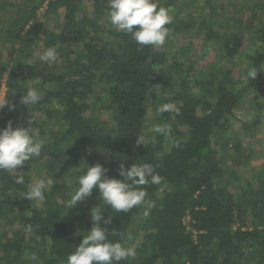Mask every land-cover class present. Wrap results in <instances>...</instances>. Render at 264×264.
<instances>
[{"label": "trees", "instance_id": "obj_1", "mask_svg": "<svg viewBox=\"0 0 264 264\" xmlns=\"http://www.w3.org/2000/svg\"><path fill=\"white\" fill-rule=\"evenodd\" d=\"M178 1L160 3L174 9ZM8 5L14 4L0 0L1 10ZM43 6L46 15L61 8L64 15L60 27L40 40L37 12ZM108 11L107 0H27L0 20V34L10 43L5 54L0 51V85L5 79L4 98L15 105L1 110L0 128L10 120L14 127H27L32 120L46 141L39 158L14 173L0 172V221L5 216L19 224L11 237L0 241V261L19 264L25 255L29 263L28 257L35 255V264H66L83 239L80 233L93 226L90 209L100 203L96 190L75 207L65 206L86 163H102L108 176L120 178L122 164L127 168L148 162L163 179L146 186L145 203L128 213L110 206L102 213L104 219L111 216L110 223L101 221L117 234L111 239L133 234L137 255L121 264H264V179L257 190L242 186L241 195L235 193L231 181L223 183L221 153L230 143L228 131L240 100L263 94L264 26L256 31L259 44L245 53L250 68L237 71L233 67L241 65L237 43L242 37L199 20L195 28L205 41L223 40L232 67L219 63L198 74L178 62L170 36L189 33L192 14L172 15L165 44L153 47L137 45L130 34L114 30ZM40 46L43 50L33 54ZM51 46L59 52L56 62L25 64ZM28 87L42 91L43 99L27 108L20 97ZM98 87L101 96H96ZM102 95L112 126L94 113ZM174 101L179 114L158 112L159 105ZM150 107L158 121L171 125L170 134L152 132L146 139ZM138 135L146 145H137ZM234 147L241 149L237 143ZM38 161L54 184L41 200L32 201L25 198L32 183L26 166ZM16 175L24 177L23 185L13 182Z\"/></svg>", "mask_w": 264, "mask_h": 264}, {"label": "clouds", "instance_id": "obj_2", "mask_svg": "<svg viewBox=\"0 0 264 264\" xmlns=\"http://www.w3.org/2000/svg\"><path fill=\"white\" fill-rule=\"evenodd\" d=\"M107 6L109 22L114 30L130 34L140 46L157 47L165 44L169 37L167 25L171 23L172 15L171 9L160 3V0H107ZM58 56L57 48L51 46L25 64L35 65L39 61L51 65L57 61ZM42 99V91L28 87L20 97V104L28 108L39 104ZM6 105L10 110L15 107L9 103V99L0 98V109ZM158 112L179 114V108L173 103H163L159 105ZM31 125L32 120L27 127H14L10 120L6 127L0 128V172L14 173L18 171L19 166L41 156L46 141ZM151 131L154 136L168 135L172 129L169 124H157ZM136 143L145 144L143 136L138 135ZM108 171L102 163H86V170L78 178L79 186L70 194V208L91 197L96 190L99 191L100 203L90 209L93 226L90 230L80 233L83 239L79 246L67 255L66 264H121L122 261L137 255L136 245L128 242L132 239L130 236L121 233L119 239L110 238L117 234L101 226L102 220L104 224L111 222V216L104 219L102 213L107 206L117 213H128L134 207L143 205L147 196L146 186L159 185L163 178L156 171V166L148 162H135L127 168L122 164L120 178L108 176ZM13 182L23 185L25 180L22 175H16ZM53 184L54 180L47 176L30 183L25 198L39 201ZM30 227L28 226V230ZM28 258L33 262L38 261L35 255Z\"/></svg>", "mask_w": 264, "mask_h": 264}, {"label": "rangeland", "instance_id": "obj_3", "mask_svg": "<svg viewBox=\"0 0 264 264\" xmlns=\"http://www.w3.org/2000/svg\"><path fill=\"white\" fill-rule=\"evenodd\" d=\"M11 2L14 5H8L3 11L0 9V20L5 19L8 15H12L17 8V5L23 4L27 0H5ZM264 0H179L178 7L171 9V15L176 12L180 14L182 18L188 13L192 14L195 18L194 24L189 33H179L178 35H170L173 37L174 45L172 48L178 53V62L186 69L188 66H193L196 72L202 73L208 72L211 68L219 67V63L224 64L226 67H232L230 59L225 54V48L223 46V40L217 43H213L212 40L205 41L199 30L195 26L199 23V20H205L209 26L215 29H225L229 32L237 31L242 37L238 41L237 59L241 62V65L233 67L237 71L241 69L248 70L250 68V62L246 58L245 53L252 50L257 40L256 31L264 26ZM46 6L38 9V24H39V36L40 40L45 37V32L50 30H57L63 20L64 9L61 8L59 12L52 14H45ZM6 24L4 20L2 26ZM10 45L6 39L5 34H0V51L5 54L6 48ZM43 50V46L35 47L32 51L33 54H37ZM223 65V66H224ZM236 71V72H237ZM205 77V74H204ZM197 90V86L193 87ZM96 96L100 95L101 88H97ZM6 92L5 80H1L0 85V98H4ZM263 94L255 96L254 93L245 95L235 108L234 119L229 129L230 143L227 147H221V153L223 157V163L226 168L225 182H232L230 189L235 193L241 195V187L250 186L252 189L257 190L260 181L264 179V86ZM101 96V95H100ZM103 100L98 101L94 108V113L101 117L108 126H112L111 115L109 111L104 107L106 103L104 95ZM174 104L177 102L174 101ZM0 109V113H1ZM157 113L154 108L150 107L147 132L145 133L146 139L149 138L151 129L159 124L164 126L167 124L163 121L156 119ZM228 134L225 135V139L229 138ZM240 145V151H236L235 144ZM98 155H104L102 152H98ZM27 169L31 174L32 183H35L41 178H44L46 171L43 167V163L29 162ZM71 171H73L71 169ZM74 177L68 176V182L73 185ZM79 185L75 187V189ZM249 188V187H247ZM1 189V188H0ZM251 189V190H252ZM74 192V190H73ZM3 197V196H0ZM244 197V196H241ZM65 202L67 208L70 207L68 201ZM243 200V198H242ZM82 202V201H80ZM78 202V204L80 203ZM251 216V215H250ZM251 217H249L250 219ZM0 221V241H3L6 237H11L13 230L19 227L17 222H9L5 216L1 217ZM141 217L136 218V222H140ZM189 221V218H188ZM136 226V225H135ZM132 229V231L135 229ZM133 237V234H130ZM133 243V240L128 241ZM21 262L19 264H35V262L28 260L26 256L19 258ZM19 260V261H20ZM0 264H6L0 261ZM247 264H255L253 261H249Z\"/></svg>", "mask_w": 264, "mask_h": 264}, {"label": "built area", "instance_id": "obj_4", "mask_svg": "<svg viewBox=\"0 0 264 264\" xmlns=\"http://www.w3.org/2000/svg\"><path fill=\"white\" fill-rule=\"evenodd\" d=\"M5 80V79H4Z\"/></svg>", "mask_w": 264, "mask_h": 264}]
</instances>
